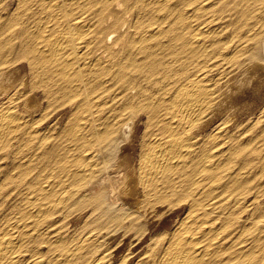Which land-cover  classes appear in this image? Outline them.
<instances>
[{
	"label": "bare ground",
	"instance_id": "obj_1",
	"mask_svg": "<svg viewBox=\"0 0 264 264\" xmlns=\"http://www.w3.org/2000/svg\"><path fill=\"white\" fill-rule=\"evenodd\" d=\"M138 2L147 13L167 11L156 31L168 22L165 31L171 33L176 61L185 57L187 62L157 63L168 85L153 93L155 100L148 95L137 103L148 111L155 130L144 143L137 164L127 153L128 147L122 145L134 121L124 116L126 108L116 110L103 129L105 138L119 144L112 148L115 155L104 157L100 150L92 153L86 149L74 155L72 147L63 145L49 154L53 163L50 165L38 159V148L33 146L29 169L34 175L26 196L28 210L21 221L0 225V264H116L111 260L121 244H116L114 253L94 255L106 239L96 233L86 235L73 246L57 238L51 244L52 249L58 250L55 259L24 257L34 227L48 212L69 204L76 196L94 206L103 226L112 227V233L123 231L125 241L131 233L137 235L135 248L124 255V259L131 261L138 253L135 264H264V208L259 213L251 212L254 203L264 197V191L255 193L252 199L247 196L261 147L250 148L251 143L236 140L235 134L227 146L222 145L223 140L218 141L238 112L242 113V100L246 107L253 105L246 93L259 91L263 85L264 0H152L150 5L145 0ZM111 7L112 0L19 1L15 16L9 20L20 38L18 55L8 60L2 49L5 41L0 39V98L8 97L0 102V148L14 142L26 130L31 140L37 141L39 137V118H26L17 110V103L26 101L29 110L46 109L37 97L36 80L28 94L27 81L22 79L17 66H6L22 59L27 60L33 77L41 76L40 85L45 90L56 83L72 96H80L77 120L64 136L67 140H79L81 148L89 144L83 133L97 127L95 108L99 107L101 94L110 89L105 77L114 74L128 79L134 71L132 63H108L104 55L86 60L94 42L86 38L94 23L86 20L87 15L94 16L98 29L109 20ZM222 17H231V35L224 34L217 23ZM101 32L99 29L98 33ZM108 34L109 40L113 39V32ZM154 35L141 40L154 55H149L151 63L157 62L161 53L154 48L161 39L156 45L151 44ZM101 40L98 34L92 45L101 44ZM223 115L226 117L220 120ZM218 120L221 122L215 129L202 136ZM42 138L44 142L46 137ZM209 138L215 140L214 145H209ZM260 162L259 173L264 176V156ZM111 173H116L115 180ZM173 210L177 216L185 211L174 227L165 221L163 233L156 238L151 236V231ZM148 239L154 241L148 249L141 250Z\"/></svg>",
	"mask_w": 264,
	"mask_h": 264
},
{
	"label": "rangeland",
	"instance_id": "obj_2",
	"mask_svg": "<svg viewBox=\"0 0 264 264\" xmlns=\"http://www.w3.org/2000/svg\"><path fill=\"white\" fill-rule=\"evenodd\" d=\"M19 1L20 0H0V39L5 41L4 47H2V49L3 55L8 60L13 59L19 53L18 46L20 44V38L18 39L17 37L18 32H16V30L14 31V27L10 26L9 24L10 18H12V16H15L13 15V13L15 14L17 12V6L19 4ZM151 1L152 0H145L144 3L146 5L149 3L151 4ZM139 4L141 3H139L138 0H112V7L109 11V14L111 15L108 17L109 20L105 22V25L103 27L98 29H96L98 25H96V20L94 21V16H92L91 14L87 15L86 20L89 22L93 21L94 23L92 22L93 26L91 28L90 33L86 35V38L88 36V40L91 41L92 39H94V42H96V36H98L99 34L102 40L100 42L101 44L99 45H92V43L94 42L91 43V49L89 47L90 51L86 60L91 61V59L94 57L104 55L103 58L106 59L108 63H112V61L113 63H118V61L121 60L132 63L131 67L134 69V71H131V74L129 75L128 79H126V77L120 78L118 76H115L114 74H110V76L105 77L107 79L106 85H108L110 89L101 94L102 97L100 98V100H98L99 107L95 108L98 109L96 115H98L99 118V120L97 121V127H93L89 131L87 130L83 133L84 135H86L87 140H89V144H85V146H83L84 148L80 147L81 142L79 140H67L64 136V134L67 132L68 127H71V125H73L77 120L76 108L80 101V96H72L71 94H69V92H65L61 88V86H58L56 83H51L48 89L45 90V87L40 85L41 76L36 75L35 77H33L32 74H30L28 62L26 59H22L20 63L8 62L6 64V66H17L18 72L20 71V75H23L22 79L25 77L24 80L25 82L27 81L25 90H29L26 91L28 94L29 92L31 93L33 80H36L38 86H34L36 88H39L36 93L37 97H39V100L42 102V108L46 109L29 110L28 106H26V101L23 100L21 104L17 103L19 104V106L17 107L19 108L17 109L18 111L26 115V118L28 119L31 118V120H33L35 118H39V126H41L39 127L40 131L39 137L38 139H36L37 141L31 140L30 133H28V131L26 130V132L23 131L22 133H20L18 138L14 139V142L3 145L0 148V225L5 226L7 223H14L15 221H21L23 218H25L23 216L28 210L26 196L30 194V180H32L31 178H33L34 175V172L29 169L33 146H36L38 148L36 150L38 152V159L42 160L43 163H50V165H53V163L52 157H50L49 154L53 151L54 148L60 149V147H62L63 145H67V147H72L74 155L81 150H84V152L88 150L92 153L95 150H100L103 153L104 157H108L110 154H113V146L119 144L114 143L112 140H110V138H105V136H103V129L108 123V121L111 122V118L115 114L116 110L126 108V113L124 116H127L126 118L132 117L134 118V121L132 120V123L130 125V135L126 138L125 142L123 141L122 145L129 148H127V153L130 154L129 156H131L137 164V160L139 158L144 143L150 138L151 132L156 128L155 123H151L150 121L148 111L145 108H142L141 105L139 106V104L137 103L143 102L144 97L148 95L155 100L156 97L153 95V93H157L158 89L162 85L163 87H166V85H168L167 81H164L167 79L162 77L163 70L159 66H156L157 63H187L185 61V57H181L180 62L176 61V55L173 53V48L171 47V33L168 30L165 31L168 22H165V24H163V26L161 27L163 32L162 30H159L160 32L158 31V33L156 31L158 29V27L156 26L157 23H159L160 20L164 19L167 11L160 10L157 11V13H147L146 8L144 6L140 7ZM228 12L232 13L235 11ZM126 14L128 16H126ZM162 15H164V17ZM156 17H158V20H155L156 22L151 23V21H153V18ZM33 18L35 17L33 16L32 19ZM169 18L173 19V17ZM224 19L225 18L222 17L220 20H218L217 23H220V28L223 29L224 34L231 35L233 30V26L231 24L232 19L231 17L226 18V20ZM99 29L102 30L101 33H98ZM109 32H113V39L110 38L109 40ZM153 32L156 35H154L155 38L151 41V44L156 45L159 39H161L162 42L154 47L159 51V53L161 52L160 54H158L160 58L157 60V62L151 63L149 58L150 56L153 57L154 55L150 54V49H145V42L143 43L141 42V40H144L145 37H149L151 33L154 34ZM118 38L119 40H117ZM22 68L26 71H24ZM262 84L264 85V81L262 82ZM263 85H261L263 89L261 88L259 91L257 90L253 93V90H251L250 93H246L247 96L249 95V99H253V102H250V100L249 102L253 103L254 106L249 104V107H246L244 102L245 100H242L244 103L241 101L242 103L240 104L244 109L242 108L239 110L242 113L238 112V116L235 117V121L233 120L235 123L230 122V126L225 130L227 132H222L221 136L218 139V141L223 140V146H227L231 142V137H233V135L235 134L234 138H236V140L251 143L250 148L256 146L258 147L260 145V153L257 152L258 155L260 154V157L259 159L257 158V164L252 168V174L250 176L254 178L252 179L253 186L250 190H248L247 193V196L250 197V199L254 197L255 193H260L264 191V176L259 173V167L261 165L260 158L264 156V93L261 94L262 92H264ZM6 100H8L7 96L0 98V102H4ZM247 100L248 99H246V102ZM244 105L246 108L244 107ZM248 108H252V111L251 109L248 110ZM239 114L241 115L239 116ZM224 117L226 116L223 115L220 120H222ZM239 118L240 120H238ZM220 120L209 125L203 131L204 133H201L202 136L215 129V127L221 122ZM119 129H117V133L118 131H120ZM49 133L50 135H48ZM43 136L46 137V140L44 142H41ZM214 141L215 140H213L212 138H209V145H214ZM254 154H256V152ZM113 155H115V153ZM115 174L116 173L110 174L113 180H115L116 178ZM108 180L109 179L107 177L106 185L108 183ZM76 198L77 196L71 200V202L74 200L72 203L70 202L71 204L67 203L64 205H60L56 210L48 212L45 215L43 221H41L40 225L37 226L39 228L34 227V230L32 232L33 236H30V243L28 242L27 244L28 251L25 252L24 257L27 259L38 256L47 260L55 259L58 256V250L52 249L51 244L54 243V241H57V238L58 240H67L69 242V246H71L72 244L74 245L75 243H78L81 239L85 238L86 235L96 233L101 237L102 240L103 238L106 239L103 240V244L94 251V255H101L104 252L108 251H113L114 253L116 251H114L113 249L115 248L116 244H121L119 245L120 251H118V247V254L116 257L112 258L111 261H114L116 264H135L136 260L139 257L138 253L136 257H134V259L131 261H127V259H124V255L128 251L130 252L131 248H135L133 244L135 243L137 235L133 232L130 234L131 237H126L125 241V234L123 231L116 233L117 235L112 233V227L107 228L103 226L104 223L102 224V219L100 218L99 213L95 211L94 206L92 204H86L85 201H81L79 199L77 200ZM263 208L264 197L261 198L259 202L254 203V208L251 212L259 213L263 210ZM184 211L181 212L178 216L177 213L174 212V210L167 213V216L165 215L166 217H163L164 219H162V221L159 223L160 225L155 227V229L151 231L150 235L155 236L156 238L158 235L162 234L165 230L164 225L166 224V222H171V226L174 227L179 218L183 215ZM168 216L170 218H168ZM68 230L71 233H69ZM114 236H116L117 238ZM152 241H154V239H148L147 241H145L141 245V250L148 249L150 247L149 243ZM34 249L36 250L34 251ZM91 256L87 258H90Z\"/></svg>",
	"mask_w": 264,
	"mask_h": 264
}]
</instances>
